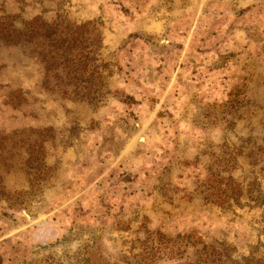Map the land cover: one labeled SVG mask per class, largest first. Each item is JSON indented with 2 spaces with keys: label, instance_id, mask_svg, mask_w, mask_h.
I'll return each instance as SVG.
<instances>
[{
  "label": "rangeland",
  "instance_id": "374dc122",
  "mask_svg": "<svg viewBox=\"0 0 264 264\" xmlns=\"http://www.w3.org/2000/svg\"><path fill=\"white\" fill-rule=\"evenodd\" d=\"M4 13L95 19L109 67L102 99L76 100L44 87L30 46L0 42V264H171L156 230L264 256L249 197L264 193V0H0ZM228 175L240 205L205 201Z\"/></svg>",
  "mask_w": 264,
  "mask_h": 264
},
{
  "label": "trees",
  "instance_id": "16d2710c",
  "mask_svg": "<svg viewBox=\"0 0 264 264\" xmlns=\"http://www.w3.org/2000/svg\"><path fill=\"white\" fill-rule=\"evenodd\" d=\"M47 20L40 15L25 18L19 13L0 15V42L24 44L34 51L44 67L43 85L76 100L98 102L106 94L103 70L109 65L98 63L102 45L101 31L95 19L79 24L69 20ZM201 190L203 199L220 205H240L243 188L228 175L208 179ZM217 182V183H216ZM249 194L250 200L264 205V193ZM154 236L156 248L164 249L171 264H264V256L233 257L235 248L223 241H204L194 232L169 236L159 230ZM145 238L142 242L145 243Z\"/></svg>",
  "mask_w": 264,
  "mask_h": 264
}]
</instances>
